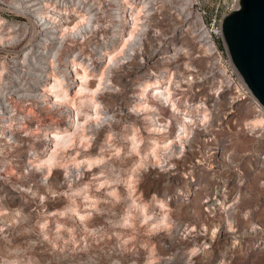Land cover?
Segmentation results:
<instances>
[{"label":"rangeland","instance_id":"374dc122","mask_svg":"<svg viewBox=\"0 0 264 264\" xmlns=\"http://www.w3.org/2000/svg\"><path fill=\"white\" fill-rule=\"evenodd\" d=\"M132 1L85 0L94 33L65 34L42 64L21 62L30 29L0 44V264H264V126L245 127L258 111L205 45L235 0H152L150 42L121 58ZM0 17L6 38L29 24L4 0ZM160 73L207 115L181 139V111L141 94Z\"/></svg>","mask_w":264,"mask_h":264},{"label":"bare ground","instance_id":"6f19581e","mask_svg":"<svg viewBox=\"0 0 264 264\" xmlns=\"http://www.w3.org/2000/svg\"><path fill=\"white\" fill-rule=\"evenodd\" d=\"M5 1L7 2L8 9L28 19L29 24L21 27H16V24L12 21L8 22V28L13 34L9 38L0 36V44L4 47L8 44H12L17 39H19L25 33L26 30L30 29V38L28 39L30 49L24 53H21V62H24L27 65H31L33 63L31 59H34L35 64H42L43 62L41 60H44L47 57L55 58L60 50V47L58 45H61L62 41L64 40L63 36H66L65 34H67L74 40L84 39L87 34L94 33L93 28L96 27L98 23L97 13L94 12L95 8L92 7V4L86 5L84 3L85 0H4V2ZM49 1L51 2V4L56 2L58 3V5L60 4V10H62V12L51 10L47 11L50 13L48 16L52 19L51 21L46 18V16L44 15L45 11H43L44 9L49 8ZM111 1L128 2L129 0ZM151 1L152 0H139V4L136 9H131L129 13L130 28L126 34L127 36L123 38L120 48V51L125 50L126 52L125 55L121 58H126L127 56H133V58H136L137 53L133 55L132 53L136 52L137 47L145 45L146 41L150 42V38L147 33L148 23H146V19L147 17L150 18L152 16V14L150 13L151 8L149 6ZM187 1L191 3L192 0ZM70 2H72V4ZM132 2H135V0H133ZM70 6L74 7V11L77 12L78 15L77 17H75L71 25H64L65 21L69 18V10L73 8ZM121 12L122 10L117 11L114 16L119 19L121 17ZM60 22L63 34L57 43L54 42L53 32L56 26L53 25V23ZM5 23V19L0 17V26ZM37 25L41 27L40 32H44V34H36L37 31L35 26ZM38 35L39 39H32L33 36L35 37ZM144 35H146V37H143ZM52 45L54 46L52 47ZM205 45L208 49L209 44L205 43ZM127 47L128 49L126 50ZM73 57L74 59H76L77 55L74 54ZM14 63L17 64L18 61L14 60ZM38 72H40V70L36 69V73ZM26 73H28V71ZM83 76V74L80 75L81 78ZM52 77L53 81L59 83L63 82L65 80V70L62 69L60 73L52 75ZM101 79L102 77H100V80ZM172 79V75H166L164 73L157 74L152 80L146 81L142 84L141 94L149 92L158 103L163 104L165 102H170L172 110L181 111L182 116L178 124L181 129H183V131H180V134L177 135L179 139H181L180 135L183 132L186 133V130H184L185 127L187 128L188 125L194 124L196 120H205L207 115L204 114L203 116L197 117L195 116V114L190 113L188 108H184L183 110L179 108L171 87ZM100 85L101 81L97 83V86L94 91H96ZM25 94H30V92H27ZM55 96L57 99H59L58 95ZM1 116H4V113ZM74 116H76L77 120L79 119L78 113H76ZM263 126L264 114H262L261 112H258L253 117L245 121V127L251 129L261 128ZM53 141H55V139Z\"/></svg>","mask_w":264,"mask_h":264},{"label":"water","instance_id":"95a60500","mask_svg":"<svg viewBox=\"0 0 264 264\" xmlns=\"http://www.w3.org/2000/svg\"><path fill=\"white\" fill-rule=\"evenodd\" d=\"M221 30L234 67L264 108V0H238Z\"/></svg>","mask_w":264,"mask_h":264},{"label":"built area","instance_id":"2783aa9c","mask_svg":"<svg viewBox=\"0 0 264 264\" xmlns=\"http://www.w3.org/2000/svg\"><path fill=\"white\" fill-rule=\"evenodd\" d=\"M237 6H238V0L233 1L232 7H230V9H228V11L226 13H228L232 9L237 8ZM226 13H222L220 16H217V15L215 16L216 27L211 32L212 34H210L206 43L209 44V47L211 48L213 54H215V53L217 54L218 52H222L223 54H225L226 58L224 61L226 63V66L229 68L230 74L234 75L236 77V79H238L241 82V89H242L241 98L244 100L245 99L250 100L251 103L256 108V110L258 112H261L262 114H264V108L258 102V100L253 96V94L251 93V91L249 90V88L247 87L245 82L243 81L242 77L240 76V74L238 73L236 68L234 67V65L230 59V56L228 54L227 48L224 44V40H223V36H222V30H221V21H222L223 16Z\"/></svg>","mask_w":264,"mask_h":264}]
</instances>
